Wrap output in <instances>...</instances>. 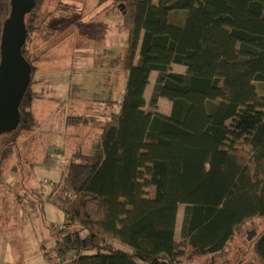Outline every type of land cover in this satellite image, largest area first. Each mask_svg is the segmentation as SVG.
<instances>
[{
	"label": "trees",
	"instance_id": "16d2710c",
	"mask_svg": "<svg viewBox=\"0 0 264 264\" xmlns=\"http://www.w3.org/2000/svg\"><path fill=\"white\" fill-rule=\"evenodd\" d=\"M44 2L34 0L25 16L22 53L32 80L20 122L5 140L37 125L33 84L42 59L31 45ZM98 6L122 12L127 81L120 102L101 101L112 109L105 121L97 114L68 117V125L100 129L93 150L74 153L50 193L65 217L46 258L188 264L210 257L217 264L247 223L264 219V92L258 86L264 85V0H98ZM13 9V0H0V47ZM176 11L185 13L182 23L171 20ZM152 71L158 77L147 109ZM161 97L171 101L170 114L157 110ZM249 243L264 264V232Z\"/></svg>",
	"mask_w": 264,
	"mask_h": 264
},
{
	"label": "rangeland",
	"instance_id": "374dc122",
	"mask_svg": "<svg viewBox=\"0 0 264 264\" xmlns=\"http://www.w3.org/2000/svg\"><path fill=\"white\" fill-rule=\"evenodd\" d=\"M99 8L98 0L45 2L40 11V28L34 36L37 48L34 41L31 45L32 52L42 59L37 62L36 79L40 81L33 84L39 94L33 106L36 128L23 132L16 141L4 139L12 131L0 132V228L15 224L14 234L18 236L13 243L14 253L16 259L22 254L28 264L42 263V249L36 247V235L41 233L48 237L44 241L48 247L53 245L51 237L58 235V232L51 233L47 221L50 213H56L49 201L51 188L66 172L73 154L79 150L90 153L98 140L100 128L97 124L71 126L67 124L68 117L97 114L101 122L105 121L108 118L106 114L112 109L101 101L110 97L118 99L127 78L124 59L121 61L118 55L127 41L123 15L116 12V16L109 18L115 24L113 34L118 46L113 52L118 53L104 56L94 47L95 25L92 22L95 16L92 15ZM84 21H88V27L83 32L81 26ZM82 44L85 47H80ZM83 48L86 50L81 52ZM258 86L264 92V85ZM106 87L109 95L104 93ZM150 99L149 95L147 109ZM170 105L165 98L157 110L166 113ZM184 210L182 205L177 220L178 240L181 238ZM55 218L54 215L53 220ZM250 232L251 240L264 232V219L247 223L231 242L225 258L227 261L224 263L225 259H220L217 264H260L254 257L253 244L249 243ZM116 246L129 250L123 244L116 243ZM188 264L214 263L210 257H203Z\"/></svg>",
	"mask_w": 264,
	"mask_h": 264
},
{
	"label": "water",
	"instance_id": "95a60500",
	"mask_svg": "<svg viewBox=\"0 0 264 264\" xmlns=\"http://www.w3.org/2000/svg\"><path fill=\"white\" fill-rule=\"evenodd\" d=\"M13 5L0 47V132L3 133L12 131L19 124L20 105L32 80V66L24 57L22 47L27 38L25 16L33 8L34 0L27 12L18 10L16 0Z\"/></svg>",
	"mask_w": 264,
	"mask_h": 264
},
{
	"label": "crops",
	"instance_id": "0c3cea01",
	"mask_svg": "<svg viewBox=\"0 0 264 264\" xmlns=\"http://www.w3.org/2000/svg\"><path fill=\"white\" fill-rule=\"evenodd\" d=\"M47 0H45L46 2ZM44 2V4H45ZM100 9V10H99ZM97 10V12L92 15V17L95 16V20L94 22H92L93 25H95V34H94V39H95V43H94V47H96L98 50H101L105 55L107 56H115L118 51L116 53H114L113 51L116 50L118 48L117 46V42H116V37L114 36L113 32H114V27L115 24L110 21V16H116V12H120V16H122V12L119 9V11H117L118 8L116 9H109V10H102L101 7ZM47 15V14H46ZM90 19H92L91 17H89ZM171 20L173 22L176 23H182L185 19V13L183 11H176V12H172L171 16H170ZM88 21H84L82 23V29L83 32L87 30L88 27ZM113 25V26H112ZM127 32V31H126ZM127 36V33H126ZM127 38V37H126ZM34 44H35V48H37L36 46V42L34 39ZM80 47H85L84 44H82ZM124 49H125V54H126V47H123V49H120V52L118 53L119 55V59L121 61H123V59H125V54H124ZM86 49L83 48L81 49L82 51H85ZM173 70L176 71L177 69H180L178 72H185L186 68L182 65H173L172 66ZM158 77V72L157 71H152L150 74V79H149V84L145 90V100L146 103L148 101L149 95L151 97L156 80ZM106 80V79H104ZM127 78H125L124 82H123V86L125 87ZM123 90L124 88H122V91L120 93V96L118 99H116L117 101H121L122 97H123ZM105 95H109L108 94V87L105 88L104 91ZM111 98V97H110ZM170 101V100H169ZM162 102H165V97H161L158 101V105L160 106L162 104ZM169 103V102H168ZM166 103V104H168ZM170 106L167 109L166 113L162 112L159 110V112L164 113V114H170L171 109H172V103L170 101ZM169 110V111H168ZM52 191V188H51ZM51 203V202H50ZM53 206L55 207V212L54 214H49L50 218L48 221V224L51 225H56V227L53 229L51 227V233L54 234V232H58L59 231V227L61 226V224L64 221V214L63 212L58 209V207L56 205L53 204ZM45 207V206H44ZM36 208V206H33V209ZM45 211V208H44ZM55 215V220H53V216ZM45 216H46V212H45ZM14 226L15 224H9L6 227H1L0 228V264H28L27 260H25V258L23 257V255L21 254L20 257L18 259H16L14 250H16L15 246L13 245V243L16 241V238L18 235H15L14 233L16 232V230H14ZM58 235H56L57 237ZM53 238V236L51 237V242L52 244L56 241L55 238ZM48 239V237H45L44 235H42L41 233L39 235H36V247H39L40 250L42 249L41 255H42V263L41 264H45L44 262H46V252L48 250V245L44 244V241H46Z\"/></svg>",
	"mask_w": 264,
	"mask_h": 264
},
{
	"label": "built area",
	"instance_id": "2783aa9c",
	"mask_svg": "<svg viewBox=\"0 0 264 264\" xmlns=\"http://www.w3.org/2000/svg\"><path fill=\"white\" fill-rule=\"evenodd\" d=\"M63 227H61L62 229ZM66 233H60V237H63ZM74 257H69L68 259H61L58 257H51V258H47L45 264H76L74 261Z\"/></svg>",
	"mask_w": 264,
	"mask_h": 264
},
{
	"label": "flooded vegetation",
	"instance_id": "af4514ba",
	"mask_svg": "<svg viewBox=\"0 0 264 264\" xmlns=\"http://www.w3.org/2000/svg\"><path fill=\"white\" fill-rule=\"evenodd\" d=\"M18 5V10L23 9L24 11H28L29 8L33 5V0H16Z\"/></svg>",
	"mask_w": 264,
	"mask_h": 264
}]
</instances>
